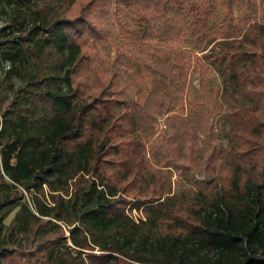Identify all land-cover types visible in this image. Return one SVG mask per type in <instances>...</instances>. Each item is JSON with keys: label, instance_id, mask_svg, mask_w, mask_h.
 Returning <instances> with one entry per match:
<instances>
[{"label": "trees", "instance_id": "trees-1", "mask_svg": "<svg viewBox=\"0 0 264 264\" xmlns=\"http://www.w3.org/2000/svg\"><path fill=\"white\" fill-rule=\"evenodd\" d=\"M87 1L76 14V0H0L10 13L0 28V264H264V0H119L154 20L138 16L129 30L138 43L156 38L173 8L200 45L218 5L223 35L210 56L225 61L229 111L243 122L241 140L222 150L201 94L203 116L184 128L183 152L158 134L166 153L152 152L149 177V152L120 106L114 62L125 52L101 67L93 44L108 37L110 0ZM242 35L248 48L224 45ZM153 77H136L134 105L147 83H160ZM158 168L193 169V186L167 190Z\"/></svg>", "mask_w": 264, "mask_h": 264}, {"label": "rangeland", "instance_id": "rangeland-1", "mask_svg": "<svg viewBox=\"0 0 264 264\" xmlns=\"http://www.w3.org/2000/svg\"><path fill=\"white\" fill-rule=\"evenodd\" d=\"M86 2L88 1L76 0L70 12L79 13ZM109 2L105 15L108 37L88 44H95L98 50V64L101 67L107 66L108 61H112L121 49L125 52L114 62V67L121 70L120 83L123 84L121 90L123 101L120 106L128 107L126 114L135 126L132 134L149 152L142 163L144 174L149 177L152 170L157 168L152 152H157L160 157L166 153L165 144L159 140V135H164L165 138L172 136V140L177 144V151L183 152L184 128L191 124H200V118L203 116L201 106L197 103L201 94L205 100L212 101L208 118L214 123L215 136L221 143L220 148L229 150L238 143L241 139L236 132L243 122L239 115L229 111L232 98L224 69L225 61L215 60L210 56L211 52L219 51L217 44L219 38L216 37L223 35L216 19L221 14L219 6L214 9L208 35L200 45L185 24L184 12L173 8L165 19H160L154 25L153 33L157 35L156 38L138 43L129 35V30L137 26L139 15L146 17L153 24L150 11L136 15L129 6L120 3L119 0ZM244 11V7L240 5L235 7L233 25L236 28L243 23ZM9 17L8 10L2 11L0 8V28ZM238 38V43L233 42L231 38L224 39V45L235 51L248 48V39L243 35ZM155 50L161 51L162 56L160 57ZM151 63L155 69L147 65ZM153 73L159 78L160 83L158 85L154 81L147 83L146 90L141 93L143 97L140 99L142 106L149 111L147 116L142 113V106L134 105L132 101L138 97L139 82L136 77L153 79ZM14 81L17 82V79ZM7 92L11 95L12 91L7 89ZM198 136L201 138L202 134ZM136 150L132 152L131 161L137 154ZM157 170V182L163 183L167 190L182 191L193 186L190 181L193 169L178 171L158 168ZM13 214L14 212H11L7 216L6 224L10 222ZM131 214L135 218L143 216L141 209L136 208L132 209Z\"/></svg>", "mask_w": 264, "mask_h": 264}]
</instances>
